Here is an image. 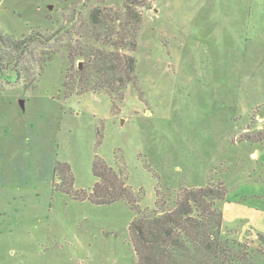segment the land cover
<instances>
[{
  "label": "rangeland",
  "instance_id": "rangeland-1",
  "mask_svg": "<svg viewBox=\"0 0 264 264\" xmlns=\"http://www.w3.org/2000/svg\"><path fill=\"white\" fill-rule=\"evenodd\" d=\"M223 2L0 0V264H137L130 225L157 193L204 187L226 190L224 226L258 245L264 143L245 136L264 132V0L246 25V5L234 25ZM97 9L137 29L121 95L64 86L81 64L70 52L100 47L87 32ZM34 33L56 42L9 47ZM95 162L124 201L86 199Z\"/></svg>",
  "mask_w": 264,
  "mask_h": 264
},
{
  "label": "trees",
  "instance_id": "trees-1",
  "mask_svg": "<svg viewBox=\"0 0 264 264\" xmlns=\"http://www.w3.org/2000/svg\"><path fill=\"white\" fill-rule=\"evenodd\" d=\"M107 17L97 9L88 18L87 32L100 47L81 46L69 54L72 63H81L66 76L64 86L72 94L106 91L121 95L136 79V60L123 51L136 49L137 29L131 22L121 25L118 18L112 22L120 25L110 28L103 20ZM53 41L56 42V35L34 33L26 40L10 41L9 47L20 51L38 42L51 45ZM54 54H49V61ZM245 141L262 144L264 132L247 135ZM105 170L100 163H94L93 175L98 183L86 199L95 206H111L125 200V194L117 190L116 182ZM168 194L158 192L156 210L130 225L137 264H264L263 233L258 234L255 245L241 242L224 226L219 204L226 201L228 194L222 187L182 189Z\"/></svg>",
  "mask_w": 264,
  "mask_h": 264
},
{
  "label": "crops",
  "instance_id": "crops-1",
  "mask_svg": "<svg viewBox=\"0 0 264 264\" xmlns=\"http://www.w3.org/2000/svg\"><path fill=\"white\" fill-rule=\"evenodd\" d=\"M224 1V0H223ZM244 5H246V10H245V14H246V16H247V21H245L244 22V25H246V24H249L250 23V13H251V5H252V2H253V0H240ZM222 5L225 7V6H228V8L230 7L231 9H232V11H233V16L232 17H230V15L229 16H227L226 18H227V21H226V18L224 19V22H228L229 23V21H232L233 22V24L234 25H236L235 23H236V19H235V16H236V12H238V10H240V9H238V2H237V0L235 1L234 0V2H233V4L230 6V4H227V5H225V3L223 2L222 3ZM234 6V7H233ZM223 10H225V8L223 9ZM231 23V22H230Z\"/></svg>",
  "mask_w": 264,
  "mask_h": 264
},
{
  "label": "water",
  "instance_id": "water-1",
  "mask_svg": "<svg viewBox=\"0 0 264 264\" xmlns=\"http://www.w3.org/2000/svg\"><path fill=\"white\" fill-rule=\"evenodd\" d=\"M79 66H81V64H80ZM20 104H21V106L24 108V100H21V101H20ZM122 123H123V121H122Z\"/></svg>",
  "mask_w": 264,
  "mask_h": 264
}]
</instances>
